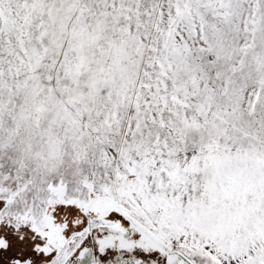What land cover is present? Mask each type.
Wrapping results in <instances>:
<instances>
[{
  "label": "snow or ice",
  "instance_id": "6c2138e0",
  "mask_svg": "<svg viewBox=\"0 0 264 264\" xmlns=\"http://www.w3.org/2000/svg\"><path fill=\"white\" fill-rule=\"evenodd\" d=\"M0 264H264V0H0Z\"/></svg>",
  "mask_w": 264,
  "mask_h": 264
}]
</instances>
